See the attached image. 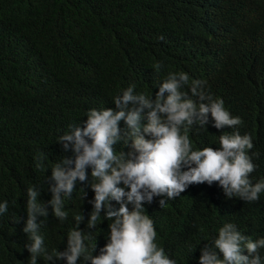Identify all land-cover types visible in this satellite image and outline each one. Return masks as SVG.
<instances>
[{"label":"trees","instance_id":"1","mask_svg":"<svg viewBox=\"0 0 264 264\" xmlns=\"http://www.w3.org/2000/svg\"><path fill=\"white\" fill-rule=\"evenodd\" d=\"M261 40L260 66H251L246 55ZM180 72L189 76L181 91L198 100L190 94L191 83L203 81L207 92L243 118L244 134H257L264 160V101L256 98L264 88V0H0V204L8 205L0 214V264H30L31 240L23 231L29 188L48 211L37 218L45 249L37 264H67L55 254L67 248L72 230L83 231L87 251L99 254L113 221L102 211L96 227H87L96 182L91 167L87 180L62 197L64 221L48 203L53 168L65 158L75 160L71 145L65 151L60 138L84 127L91 110L115 109V98L129 87L154 100L168 75ZM198 131L212 137L210 127ZM125 139L114 145L117 155L131 151ZM214 183L192 184L198 189L165 198L164 207L160 197L143 205L154 222L155 243L176 264H199L201 249L214 247L228 223L249 239L247 233L264 235L259 209L239 201L228 203L230 212L221 210L216 199L226 195ZM78 215L84 217L80 224ZM78 264L87 262L81 257Z\"/></svg>","mask_w":264,"mask_h":264},{"label":"clouds","instance_id":"2","mask_svg":"<svg viewBox=\"0 0 264 264\" xmlns=\"http://www.w3.org/2000/svg\"><path fill=\"white\" fill-rule=\"evenodd\" d=\"M262 42L246 55L245 61L251 66H260ZM155 67L159 70L160 65ZM188 83L187 73H170L154 100L134 94V87H129L115 98V109L91 110L84 127H76L60 138L65 151L71 145L75 160L65 158L52 170L55 184L50 186L52 199L48 203L54 216L61 221L67 218L62 197L71 196L78 180H87L90 166L96 182L91 184L95 196L90 201L93 211L87 227H96L102 211L113 222L108 242L98 255L87 251L83 231L72 230L67 248L56 253L55 259L66 260L67 264H78L81 257L87 264H176L155 243L154 222L143 214V205L160 197L159 206L164 207L165 198L174 199L191 188L198 189L189 187L192 184L215 182L226 195L216 199L221 210L230 212L228 203L241 201L248 210L258 208L257 216L264 222V160L259 156V137L244 134L243 118L233 113L223 98L207 92L203 81L191 83L190 94L199 101L181 91ZM227 95L240 102L236 96ZM256 98L264 101V88H258ZM121 121L126 124L123 130ZM203 127L213 129L210 139L199 134ZM122 139L130 144L131 151L117 155L114 145ZM121 183L124 187L119 186ZM38 195L33 188L28 189V219L23 231L31 240L27 245L30 264H37V256L45 251L37 218L47 217L48 211L44 204L37 203ZM234 195L240 199H227ZM112 201L119 204L118 209ZM7 210L5 201L0 204V214ZM75 219L80 224L84 217ZM247 235L252 239L237 231L234 224H225L214 247L205 245L201 249L199 264H264V235ZM47 259L52 261L53 256Z\"/></svg>","mask_w":264,"mask_h":264}]
</instances>
